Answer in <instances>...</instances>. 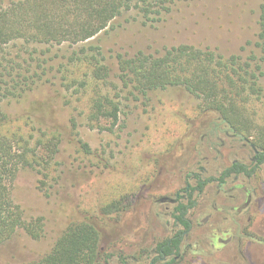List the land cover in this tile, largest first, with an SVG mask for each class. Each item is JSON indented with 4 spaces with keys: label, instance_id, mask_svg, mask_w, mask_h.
Returning a JSON list of instances; mask_svg holds the SVG:
<instances>
[{
    "label": "rangeland",
    "instance_id": "rangeland-1",
    "mask_svg": "<svg viewBox=\"0 0 264 264\" xmlns=\"http://www.w3.org/2000/svg\"><path fill=\"white\" fill-rule=\"evenodd\" d=\"M14 1L0 0V8ZM262 2L159 0L149 19L137 10L115 19L90 41L101 47L103 63L110 69L107 84L121 95L120 120L113 131L105 129L110 127L106 121L104 129L92 128L85 114L87 100L73 97L59 79L57 68L82 45L30 47L37 51L34 57L46 61L47 76L23 99L6 100L2 108L17 120L45 116L33 106L50 105L53 113L43 128L64 133L63 142L46 186L39 171L31 168L22 169L13 185V199L26 219H44V236L34 240L19 231L0 245V264H33L54 249L70 225L90 219L103 230L101 264L109 257L108 264H122L121 257L128 264H150L157 244L177 231L175 200L188 184L196 185L190 175L219 177L235 161L250 164L254 151L216 114L198 119V101L182 88L133 100L119 79L118 55L159 56L191 45L246 59L257 51ZM80 140L89 145L91 155L83 152ZM195 199L183 264H264V167L252 178L232 177L224 187L210 183ZM114 201L125 209L95 216L98 204Z\"/></svg>",
    "mask_w": 264,
    "mask_h": 264
},
{
    "label": "trees",
    "instance_id": "trees-1",
    "mask_svg": "<svg viewBox=\"0 0 264 264\" xmlns=\"http://www.w3.org/2000/svg\"><path fill=\"white\" fill-rule=\"evenodd\" d=\"M158 4L159 0H18L0 8V245L19 231L34 240L44 236V219H26L13 199V185L22 169L31 168L39 171L46 186L63 142L64 133L44 130L48 113H53L50 105L33 106L46 117L30 115L17 120L2 108L6 100L23 99L47 76L46 61L41 63L34 57L37 51L29 48L82 45L71 50L64 65L57 68L59 79L73 97L87 100L85 114L92 128L104 129L106 121L110 127L105 129L113 131L120 120L121 95L107 84L110 69L103 63L101 47L90 41L132 10L151 18ZM255 48L246 59L191 45L173 47L159 56L118 55L119 79L133 100L147 98L153 91L182 88L198 101V119L216 114L235 136L250 142L254 151L250 164L235 161L219 177L190 175L196 185L188 184L184 195L175 200L172 217L177 231L157 244L150 264H183L181 254L193 231L190 213L197 205V194L213 182L224 187L232 177L252 178L264 167V0ZM30 60L38 62L37 67ZM72 124L77 126L75 119ZM79 144L91 155L87 143L80 140ZM124 209L119 201L98 204L95 216ZM102 243L103 230L95 219L73 223L54 249L33 264H101ZM121 263L128 264L124 257Z\"/></svg>",
    "mask_w": 264,
    "mask_h": 264
}]
</instances>
